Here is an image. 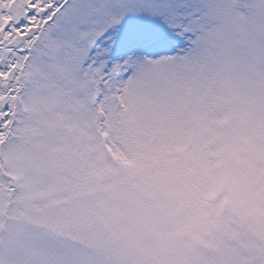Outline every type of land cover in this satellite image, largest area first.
Returning <instances> with one entry per match:
<instances>
[{
    "label": "snow or ice",
    "instance_id": "obj_1",
    "mask_svg": "<svg viewBox=\"0 0 264 264\" xmlns=\"http://www.w3.org/2000/svg\"><path fill=\"white\" fill-rule=\"evenodd\" d=\"M0 264H264V0H0Z\"/></svg>",
    "mask_w": 264,
    "mask_h": 264
}]
</instances>
